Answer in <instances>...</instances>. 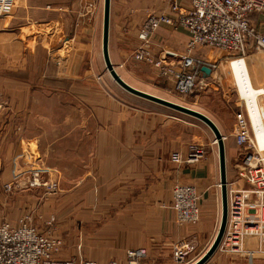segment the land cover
<instances>
[{
  "label": "crops",
  "instance_id": "0c3cea01",
  "mask_svg": "<svg viewBox=\"0 0 264 264\" xmlns=\"http://www.w3.org/2000/svg\"><path fill=\"white\" fill-rule=\"evenodd\" d=\"M104 5L105 0H17L11 14L0 19V178L22 173L27 162L32 161L24 153L37 144L38 138L28 134L24 130L26 123H20V120L27 115L43 120L36 116L43 113L37 107L38 100L41 103L44 99L51 100V113H59V109L65 112L71 131L92 128L93 115L94 120L102 123L98 137L93 139L97 160L87 162L79 157L85 151L79 148L84 143L81 138L73 144L71 138L67 139L69 147L72 146L69 153L74 152L75 157L73 161L71 156L67 160V169L69 163L71 165L68 178L75 177L71 172L79 167L84 173L89 170L91 180L84 181L78 192L91 186L101 193H113L116 208L130 211V225L116 220L119 252L124 254L130 248H145L149 252V264H175L171 247L180 236L195 232L210 237L221 222L218 147L206 145L204 157L189 164L185 125L182 135L180 130L174 133V129L181 126L180 120L172 121L160 111L148 112L119 104L98 87L91 99L93 89L84 83L93 75L89 63H95L100 50L103 56ZM166 11H169L167 0H112L110 54L115 65L124 68L134 63L132 52L140 44L141 28L148 17ZM252 22L264 32V14L252 15ZM188 43L189 34L184 28L162 26L152 37L151 49L156 57L164 51L182 55L187 51ZM201 50L198 49L195 56L202 62V68L211 69L209 75L202 71L204 80L210 81L214 78L215 65L202 57ZM127 73L131 77H124L125 81L138 89L147 90L151 86L165 93L176 92L175 79L136 77L133 70H127ZM163 79L169 80L167 86ZM76 82L81 83L83 94H86L82 106L75 105L73 87ZM60 96H67V99L70 96L71 101L60 107ZM235 133L236 128L233 133L223 135L226 141L230 139L231 146L227 148L228 184L237 182L240 185L242 183L237 181L239 158L232 149L236 145ZM58 153L52 148L50 163L46 159L42 163L34 162L35 166L47 170L51 179L62 176L64 169ZM30 165L33 164L27 166ZM176 184L193 185L201 194L200 224L191 232L178 229L172 232L174 212L165 211L161 206L162 202L171 201V190ZM164 191L167 193L165 198ZM156 208L161 213L159 232L154 227ZM3 222L0 221V225ZM108 252L116 251L105 249L99 258L107 257Z\"/></svg>",
  "mask_w": 264,
  "mask_h": 264
},
{
  "label": "rangeland",
  "instance_id": "374dc122",
  "mask_svg": "<svg viewBox=\"0 0 264 264\" xmlns=\"http://www.w3.org/2000/svg\"><path fill=\"white\" fill-rule=\"evenodd\" d=\"M198 49H202V57H207L209 62L214 63L215 67L212 76L214 78L210 81L206 79L203 80L194 93L184 96L179 94L177 89L176 92H174L172 88L171 92L165 93L151 86L147 88V90H139L199 111L207 116L211 115L221 132L227 134L233 133V129L235 130L237 126V114L243 112L247 121H249L248 123H250L255 149L258 152L264 153V95L259 94L256 97L255 110L258 112L261 119L259 124L255 121L256 119L254 116L256 115L253 113L254 109L248 107L246 101L254 92L264 90V51L253 44H250L245 55L232 54L211 47H199ZM198 49L195 51V55H197L196 52ZM135 51L132 52V59ZM202 57L201 59L203 60ZM103 59L100 50L95 63H89V68L91 67L93 69V75L87 77L84 85L87 84L90 86L87 88L93 89L90 92L91 99L95 97L94 95L97 93L95 88L98 87L104 90L108 96L113 97L119 104L139 107L148 112L160 111L164 117L170 118L172 121L173 119L180 120L181 126L179 129H174V133H178V130H180L182 135L183 125H185L187 137L186 145L189 152L190 148L194 145L201 146L204 148L205 152L206 145L208 144H211L215 149L218 147L214 142L212 131L200 120L138 98L123 90L109 74ZM113 60L114 59H112L114 66L123 79L124 77H131L128 75L127 70H133L136 77L167 78L161 76L157 69V71H155V67L153 66L134 62L127 67L121 68L115 65V60ZM236 60H243L247 69L246 75L250 81L244 86L246 90L242 93L239 92L241 95L236 91L237 85L236 83L234 84L232 78L233 66H231V62ZM163 80H165V86H167L169 80ZM130 85L133 86L132 84ZM73 88L75 90V105H84L83 100L86 94H83L81 83L76 82ZM56 101L57 100H55V102ZM59 101L60 107H63V103L67 101L70 102L71 99L70 96L68 99L67 96H60ZM58 104V102L57 105L53 103V105L57 107ZM56 106H53L55 107L54 109L57 108ZM37 107L43 113L37 114L36 116L43 118V120L40 118L36 119L34 115H27L23 121L20 120V123H26L24 125V130L27 131L28 134L38 138L37 144L34 147L26 149L24 153L25 156L31 157L32 161L30 160L27 162L24 166L25 170L22 173L16 175L12 174V177H8L7 179L0 178V221H4L2 224L9 222L11 225L17 226L23 218L30 217L29 224L33 226V228L49 238L58 239L62 242V247L56 256L58 260L68 259L66 261H76L79 263H81V261L100 262L99 264L120 261L122 264H125L127 251L136 248L125 250V257H123V252H119L118 243L120 236L118 231H116L118 227L116 226V220H123V224L126 223L130 225V211H120L116 208V195L113 193H101L98 192L97 188L91 186H87L82 192H78L84 181L91 180L88 176L89 170H85L84 173V169L79 167L77 170L71 172L75 177L68 178V170L71 165L69 163V169H67V160L71 156L70 159L73 161L75 157L73 155L74 152L69 153L72 146L69 147L67 139L71 138L73 144V141L81 138L84 143L82 142L79 148L85 151L82 154L80 153L79 157H82L87 162H91L92 160L95 161L97 160V153L96 146L93 144V139L98 137L100 130L99 126H101L102 123L100 124L98 120H94L92 115V120L90 121L92 128L71 131L66 123L67 114L65 112H61L59 109V113H51V100L44 99L42 103L38 100ZM258 127L262 129L263 133L259 134L257 132L256 128ZM225 136L229 137V135ZM225 142L226 150L227 148L230 149V139ZM53 143H56V146H52ZM52 148L59 151V161L63 164L64 168L62 176H58V179H51L47 170L34 165V162L42 163L41 161L45 162V159L47 163H50V159L53 157L51 154ZM232 149L235 150L239 158L238 166H241L246 149L240 148L237 144H234ZM253 150L254 148L252 147L248 149V151ZM28 164L33 165L27 166ZM33 170H40L43 180L57 182L59 184V191L57 193H49L46 189L41 187L33 188L28 180ZM4 182L6 183L4 184ZM8 184L15 185V188H13L11 192H8L5 188ZM178 185L184 184H176L171 190V201L167 203L164 201L161 203L165 211H173V190ZM163 196L164 198L167 196L166 191H164ZM160 214L159 209L156 208L154 211V227L156 232H159L161 228ZM52 219L54 222L53 225H50L49 222ZM13 222L17 224L14 225ZM172 224L174 227L172 232H175L176 229L180 231L188 230L191 232L197 229L200 223L195 226V228L190 225H179L175 215V223L173 222ZM219 226L220 224L215 233L210 237L208 235H196L195 232L190 235L186 234L185 236H180L179 241L171 247L172 256L176 245L185 241H191L194 242L196 246L193 257H202L213 244ZM122 228L123 234H125V228ZM260 240L261 239L257 238L247 239L245 251H251L254 255L253 257L245 253L226 254L218 250L207 264H264V239L261 242ZM113 248L116 252H108L109 255L107 254V257L103 256L99 258V254L104 253L105 249L112 250ZM172 258L176 264L174 257ZM104 260L105 262H101Z\"/></svg>",
  "mask_w": 264,
  "mask_h": 264
},
{
  "label": "built area",
  "instance_id": "2783aa9c",
  "mask_svg": "<svg viewBox=\"0 0 264 264\" xmlns=\"http://www.w3.org/2000/svg\"><path fill=\"white\" fill-rule=\"evenodd\" d=\"M17 0H0V19L9 16ZM169 11L151 15L141 28L139 47L133 55L136 63L155 67L161 76L175 79L177 92L187 96L194 93L204 80L202 62L195 56L199 47H211L232 54L245 55L250 44L264 51V32L252 22V15L264 14V0H167ZM186 2L188 6H185ZM178 25L189 34L187 51L179 55L164 51L156 57L151 49L153 35L162 26ZM235 142L246 149L238 171L237 182L228 184V222L218 250L226 254L245 253L247 239H264V153L254 147L249 121L243 112L236 117ZM226 139V138H225ZM253 144V145H252ZM253 151H248L250 148ZM205 155L201 146L190 148L187 163L195 164ZM33 187L57 193V182L42 179L40 170H33L28 178ZM11 192L15 185L5 186ZM201 194L193 185H178L173 190L172 210L179 225L197 226L201 219ZM23 218L17 226L6 222L0 226V264H99L96 262L61 261L56 258L62 242L49 238ZM52 219L49 224L53 225ZM194 242L185 241L174 248L176 264H194L201 257H193ZM145 248L127 251L125 264H149ZM108 264H122L111 261Z\"/></svg>",
  "mask_w": 264,
  "mask_h": 264
},
{
  "label": "water",
  "instance_id": "95a60500",
  "mask_svg": "<svg viewBox=\"0 0 264 264\" xmlns=\"http://www.w3.org/2000/svg\"><path fill=\"white\" fill-rule=\"evenodd\" d=\"M111 7H112V0H105L104 5V24H103V42H102V52H103V58L106 65V68L113 78V80L126 92L147 100L149 102L158 104L162 107L168 108L170 110H173L175 112L188 115L190 117L196 118L203 122L213 133L215 138V143L218 146V152H219V165H220V175H221V199H222V217L221 222L219 226V230L217 233V236L209 248V250L194 264H207L212 257L216 254L218 251L221 241L224 237L227 222H228V174H227V150H226V139L223 136L220 128L218 125L212 120L209 116L193 110L191 108L185 107L183 105L171 102L169 100L160 98L158 96L149 94L147 92L141 91L133 86H131L129 83H127L118 73L116 67L114 66L110 54V23H111ZM202 71L209 75L211 74V69L208 67L202 68ZM24 186V184H23Z\"/></svg>",
  "mask_w": 264,
  "mask_h": 264
},
{
  "label": "bare ground",
  "instance_id": "6f19581e",
  "mask_svg": "<svg viewBox=\"0 0 264 264\" xmlns=\"http://www.w3.org/2000/svg\"><path fill=\"white\" fill-rule=\"evenodd\" d=\"M231 66H233V73H232V78H233V81H234V84L236 83L237 87H236V90L239 92H243L245 91V87L246 84H248L250 81L248 80L247 78V69L243 63V60H236V61H233L231 62ZM258 94H262L264 95V90H260L258 92H254L251 96H249L247 98V104H248V107H252L253 110V113L256 115L254 116V118L256 119V123L259 124L260 123V116L258 115V112L255 110L256 108V97ZM239 95H241L239 93ZM257 129V132L259 134L263 133L262 129L261 128H256Z\"/></svg>",
  "mask_w": 264,
  "mask_h": 264
}]
</instances>
